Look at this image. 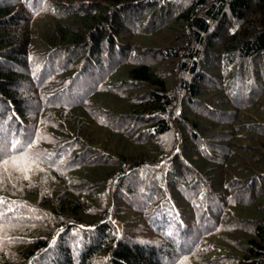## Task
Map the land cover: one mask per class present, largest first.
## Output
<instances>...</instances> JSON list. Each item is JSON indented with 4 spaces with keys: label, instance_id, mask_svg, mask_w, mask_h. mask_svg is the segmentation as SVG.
Here are the masks:
<instances>
[{
    "label": "trees",
    "instance_id": "trees-1",
    "mask_svg": "<svg viewBox=\"0 0 264 264\" xmlns=\"http://www.w3.org/2000/svg\"><path fill=\"white\" fill-rule=\"evenodd\" d=\"M0 264H264V0H0Z\"/></svg>",
    "mask_w": 264,
    "mask_h": 264
},
{
    "label": "snow or ice",
    "instance_id": "snow-or-ice-1",
    "mask_svg": "<svg viewBox=\"0 0 264 264\" xmlns=\"http://www.w3.org/2000/svg\"><path fill=\"white\" fill-rule=\"evenodd\" d=\"M19 145H20V142H19V141H16V142H14V143L11 145V147H12L13 149H16ZM16 159H17V158H13V163H14V164L16 163ZM19 159H23V157H20ZM3 164L6 166V165L8 164V161H7V160L3 161ZM25 178H27V177H25Z\"/></svg>",
    "mask_w": 264,
    "mask_h": 264
}]
</instances>
